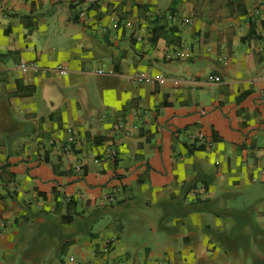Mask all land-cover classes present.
Instances as JSON below:
<instances>
[{"label": "crops", "instance_id": "0c3cea01", "mask_svg": "<svg viewBox=\"0 0 264 264\" xmlns=\"http://www.w3.org/2000/svg\"><path fill=\"white\" fill-rule=\"evenodd\" d=\"M0 264H264V0H0Z\"/></svg>", "mask_w": 264, "mask_h": 264}, {"label": "built area", "instance_id": "2783aa9c", "mask_svg": "<svg viewBox=\"0 0 264 264\" xmlns=\"http://www.w3.org/2000/svg\"><path fill=\"white\" fill-rule=\"evenodd\" d=\"M70 2L74 3H82L83 1H88V2H91V3H94L95 0H69ZM85 14V11L84 10H81L80 11V15H84ZM186 22H188V19H184ZM22 71H28V70H39L40 69V66L38 63H33L31 65H28V64H23L19 67ZM60 71L62 72H66V69H62L60 68ZM99 72H103V70H100ZM153 77L152 75H149V74H141L138 76V80L139 81H143V80H152ZM157 80L160 82V83H166L168 81L167 78L161 76V77H158ZM210 80L213 82V83H216V82H219L220 81V77L218 75H213L210 77ZM173 82V84L175 85H179L180 84V81L177 80V79H172L171 80ZM202 136V134L200 135ZM70 139L73 141V137H70ZM96 161H99V159H96Z\"/></svg>", "mask_w": 264, "mask_h": 264}, {"label": "trees", "instance_id": "16d2710c", "mask_svg": "<svg viewBox=\"0 0 264 264\" xmlns=\"http://www.w3.org/2000/svg\"><path fill=\"white\" fill-rule=\"evenodd\" d=\"M162 38V34L156 29L155 34L152 38L153 42L156 43L158 40Z\"/></svg>", "mask_w": 264, "mask_h": 264}]
</instances>
